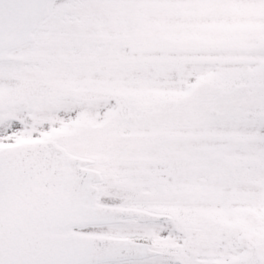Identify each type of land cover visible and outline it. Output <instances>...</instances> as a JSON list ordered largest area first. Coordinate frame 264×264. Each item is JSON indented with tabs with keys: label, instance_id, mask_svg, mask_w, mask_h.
I'll list each match as a JSON object with an SVG mask.
<instances>
[{
	"label": "snow or ice",
	"instance_id": "1",
	"mask_svg": "<svg viewBox=\"0 0 264 264\" xmlns=\"http://www.w3.org/2000/svg\"><path fill=\"white\" fill-rule=\"evenodd\" d=\"M0 264H264V0H0Z\"/></svg>",
	"mask_w": 264,
	"mask_h": 264
}]
</instances>
